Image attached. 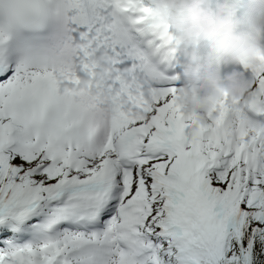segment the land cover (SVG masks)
Segmentation results:
<instances>
[{
	"label": "snow or ice",
	"instance_id": "1",
	"mask_svg": "<svg viewBox=\"0 0 264 264\" xmlns=\"http://www.w3.org/2000/svg\"><path fill=\"white\" fill-rule=\"evenodd\" d=\"M167 43L144 0H0V264H264V56L200 121L145 87Z\"/></svg>",
	"mask_w": 264,
	"mask_h": 264
},
{
	"label": "clouds",
	"instance_id": "2",
	"mask_svg": "<svg viewBox=\"0 0 264 264\" xmlns=\"http://www.w3.org/2000/svg\"><path fill=\"white\" fill-rule=\"evenodd\" d=\"M155 22L178 33L181 47L212 41L218 55L203 67L190 64L180 91L181 102L194 119L207 121L227 97L239 110L249 102L252 77L241 71L222 72L230 64L255 63L264 56V0H152ZM243 8L241 12L240 9ZM197 60L196 55L191 56ZM82 89L92 81L81 72Z\"/></svg>",
	"mask_w": 264,
	"mask_h": 264
},
{
	"label": "bare ground",
	"instance_id": "3",
	"mask_svg": "<svg viewBox=\"0 0 264 264\" xmlns=\"http://www.w3.org/2000/svg\"><path fill=\"white\" fill-rule=\"evenodd\" d=\"M150 7H153V4L151 3L150 4ZM163 29L166 31V33L167 34H170L171 35V38H173V37H175V36H178V33H176L175 32V30L173 29V28H171L170 26H163ZM173 34V35H172ZM175 35V36H174ZM177 46H179L178 44H177ZM179 47H181V46H179ZM194 48H196V45L195 46H191V45H189V48H188V50H193Z\"/></svg>",
	"mask_w": 264,
	"mask_h": 264
},
{
	"label": "rangeland",
	"instance_id": "4",
	"mask_svg": "<svg viewBox=\"0 0 264 264\" xmlns=\"http://www.w3.org/2000/svg\"><path fill=\"white\" fill-rule=\"evenodd\" d=\"M262 37V36H261ZM262 39V42L264 43V37L263 38H261Z\"/></svg>",
	"mask_w": 264,
	"mask_h": 264
},
{
	"label": "trees",
	"instance_id": "5",
	"mask_svg": "<svg viewBox=\"0 0 264 264\" xmlns=\"http://www.w3.org/2000/svg\"><path fill=\"white\" fill-rule=\"evenodd\" d=\"M262 37H264V34H262ZM262 37H261V38H262Z\"/></svg>",
	"mask_w": 264,
	"mask_h": 264
}]
</instances>
